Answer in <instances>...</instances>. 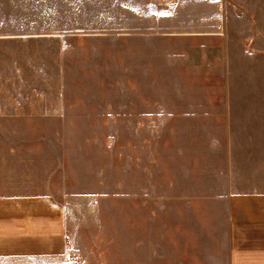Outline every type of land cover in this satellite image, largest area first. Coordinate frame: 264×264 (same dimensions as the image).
Segmentation results:
<instances>
[{"label":"rangeland","instance_id":"1","mask_svg":"<svg viewBox=\"0 0 264 264\" xmlns=\"http://www.w3.org/2000/svg\"><path fill=\"white\" fill-rule=\"evenodd\" d=\"M112 3L0 0V187L58 206L53 264H228L204 123L132 112L154 98L131 41L146 8Z\"/></svg>","mask_w":264,"mask_h":264},{"label":"crops","instance_id":"2","mask_svg":"<svg viewBox=\"0 0 264 264\" xmlns=\"http://www.w3.org/2000/svg\"><path fill=\"white\" fill-rule=\"evenodd\" d=\"M110 5L146 8L131 41L147 43L146 62L137 55L136 67L153 79L146 90L154 98L147 93L132 112L140 120L204 123L194 132L212 185L225 187L228 264H264V0ZM64 243L57 205L0 187V264H53Z\"/></svg>","mask_w":264,"mask_h":264}]
</instances>
